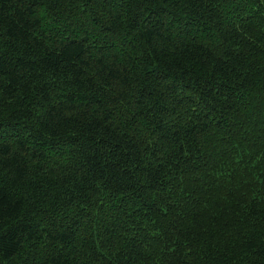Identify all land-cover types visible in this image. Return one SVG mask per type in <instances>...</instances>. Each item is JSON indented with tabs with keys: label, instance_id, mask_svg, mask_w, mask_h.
<instances>
[{
	"label": "trees",
	"instance_id": "16d2710c",
	"mask_svg": "<svg viewBox=\"0 0 264 264\" xmlns=\"http://www.w3.org/2000/svg\"><path fill=\"white\" fill-rule=\"evenodd\" d=\"M0 264H264V0H0Z\"/></svg>",
	"mask_w": 264,
	"mask_h": 264
}]
</instances>
